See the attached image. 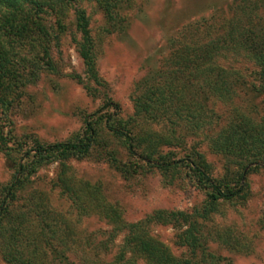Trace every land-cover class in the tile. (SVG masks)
<instances>
[{"label": "rangeland", "instance_id": "rangeland-1", "mask_svg": "<svg viewBox=\"0 0 264 264\" xmlns=\"http://www.w3.org/2000/svg\"><path fill=\"white\" fill-rule=\"evenodd\" d=\"M80 6L90 17L96 43L98 68L104 82L100 94H89L85 87L87 74L77 50L80 32L76 29L74 9H63V26H59L54 14H48V23L60 34L59 52L57 49L53 52L59 72H42L37 81L22 89L21 98L15 99L9 108L0 109V124L5 133L44 143L67 141L83 131L87 117L107 111L103 106L109 97L120 106L119 113L129 118L134 113L131 94L139 82L160 68L171 48L180 43L223 39L240 20L242 28L264 33V0H123L115 8L116 19L107 17L95 0L82 1ZM223 56L220 61L231 70L233 91L226 96H211L212 129L205 128L197 134L184 130L185 147L165 145L160 149L180 158L196 146L209 164L211 175L219 179L233 167L227 165L224 155L212 151L205 133L221 130L239 114L256 122L264 119L259 65L243 53ZM75 74L81 75L84 82L74 77ZM169 128L171 123L167 121L137 124L142 134L165 135ZM112 148H117V159L128 170L116 168L101 150L69 161L68 175L84 201L82 213L72 207V201L55 185L60 171L57 163L42 166L30 178L15 205L18 209H34L31 198L42 196L57 214L54 219L68 221L70 233L78 240L77 246L68 252L76 264H90L89 259L96 256L111 260L125 235L121 232L116 236L109 248L102 244L101 241L111 237L116 222L102 212L100 203L112 205L128 223L144 219L158 209L192 211L206 199V192L188 169L173 170L166 177L140 153L132 156L115 142ZM11 153L0 146V202L4 197L3 187L12 181L15 172L13 158L22 155L19 150ZM247 170H244L246 196L224 202L219 212L206 222L211 233L210 248L221 254L219 264H264V164ZM149 231L174 255L180 256L184 251L175 243L173 225L152 223ZM53 242L57 249L62 247L57 240ZM0 264H8L1 247ZM53 264L64 263L57 260ZM138 264L149 263L141 258Z\"/></svg>", "mask_w": 264, "mask_h": 264}, {"label": "trees", "instance_id": "trees-1", "mask_svg": "<svg viewBox=\"0 0 264 264\" xmlns=\"http://www.w3.org/2000/svg\"><path fill=\"white\" fill-rule=\"evenodd\" d=\"M82 1L85 0H0V109L9 108L15 99L21 98L22 89L37 81L42 72H59L53 52L55 49L59 52L60 34L48 23L47 15L54 14L59 26H63V9H74L76 29L80 32L77 50L87 74L85 87L89 94H100L104 82L98 68L90 17L80 6ZM95 1L107 17L116 19L115 8L123 0ZM241 21L233 24L234 28L223 39L180 43L171 48L160 68L137 84L131 94L134 113L129 118L119 113L120 106L109 97L103 106L107 111L87 117L83 131L67 141L44 143L35 138L18 139L10 132L5 133L0 124L1 148L9 155L13 154L12 150L22 154L13 158L15 172L12 181L3 187L4 197L0 202V247L8 264H53L57 260L76 264L68 252L77 246L78 240L70 233L68 221L54 219L57 214L42 196L31 198L34 209H18L15 205L30 178L42 166L57 163L60 171L55 185L72 201V207L82 213L85 205L79 188L68 175L69 161L101 150L116 168L128 170L117 159V148H112L114 142L132 156L140 153L166 177L173 170L188 169L206 192V199L192 211L158 209L144 219L128 223L112 205L100 203L102 212L116 222L111 237L101 241L102 244L109 248L116 236L121 232L125 235L111 260L96 256L89 263L138 264L141 258L149 264L221 263V254L210 248L211 233L206 222L219 212L224 202L246 196L244 170L248 168L249 172L264 164V119L256 122L239 114L221 130L205 133L212 151L224 155L227 165L233 167L223 179L211 175L209 164L196 146L180 158L160 149L165 145L185 147L184 130L197 134L205 128L212 129L211 96H226L233 91L231 70L220 61L224 54L243 53L252 58L260 67L264 91V33L242 28ZM74 77L84 82L81 75ZM158 121L171 123L165 135L142 134L137 129L138 123ZM158 222L176 229L175 243L184 249L180 256L150 234L149 225ZM53 240L62 247L57 249Z\"/></svg>", "mask_w": 264, "mask_h": 264}]
</instances>
